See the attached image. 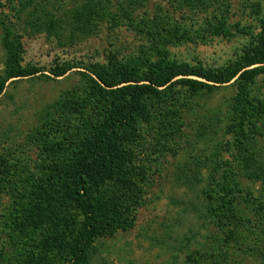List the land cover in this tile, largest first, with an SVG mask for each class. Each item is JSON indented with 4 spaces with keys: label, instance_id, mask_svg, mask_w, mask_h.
I'll use <instances>...</instances> for the list:
<instances>
[{
    "label": "rangeland",
    "instance_id": "374dc122",
    "mask_svg": "<svg viewBox=\"0 0 264 264\" xmlns=\"http://www.w3.org/2000/svg\"><path fill=\"white\" fill-rule=\"evenodd\" d=\"M263 25L264 0H0V78L8 34L21 66L42 70L0 95V264L67 260L45 244L55 219L79 221L59 176L104 112L87 70L166 60L215 74ZM65 63L76 68L55 78ZM236 95V82L175 85L142 104L122 175L94 192L123 223L94 241L91 264H264V76L248 84L234 138Z\"/></svg>",
    "mask_w": 264,
    "mask_h": 264
},
{
    "label": "trees",
    "instance_id": "16d2710c",
    "mask_svg": "<svg viewBox=\"0 0 264 264\" xmlns=\"http://www.w3.org/2000/svg\"><path fill=\"white\" fill-rule=\"evenodd\" d=\"M10 36L8 34L5 40L8 61L4 76L0 78V95L10 80L33 77L42 72L37 67L21 66V44L15 43ZM75 68L65 63L58 66L52 75L60 78ZM85 75L90 78V100L98 103L104 112L93 119L92 130L79 142L80 147L74 151L71 162L63 166L59 176L60 183L66 181L64 194L67 193L69 203L61 208L72 209L79 216V221L75 219L74 222L65 218L55 219L53 224L58 235L46 241V248L62 246L66 249L67 260L63 264H91L94 241L123 223L103 203L94 199V192L100 184L122 175L125 162L121 147L130 135L129 128L134 124L136 112L148 98L175 85L197 93L236 82L230 133L234 138L240 133L249 117L248 84L264 76V25L249 48L235 62L215 74L164 60L146 71L141 70L136 62H114L106 69L87 70ZM53 215L49 209L41 221ZM26 223L29 225V220Z\"/></svg>",
    "mask_w": 264,
    "mask_h": 264
}]
</instances>
